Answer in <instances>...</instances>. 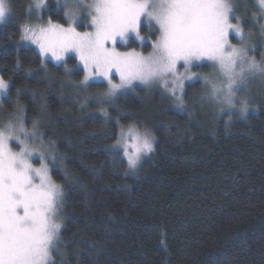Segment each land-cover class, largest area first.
Instances as JSON below:
<instances>
[{
    "label": "trees",
    "instance_id": "obj_1",
    "mask_svg": "<svg viewBox=\"0 0 264 264\" xmlns=\"http://www.w3.org/2000/svg\"><path fill=\"white\" fill-rule=\"evenodd\" d=\"M240 1L235 15L258 45L249 55L261 61L259 10L254 0L244 7ZM6 2L17 15L0 26V78L8 82L2 107L15 113L18 100L25 126L38 120L44 143L55 141L66 154L63 165L51 164L65 193V243L53 250L52 264H264V90L248 97L246 114L223 110L217 119L205 106L214 101L194 106L209 90L202 80L186 84L182 110L158 86L137 87L111 105L93 103L86 97L107 85L76 91L71 82L84 72L75 55L55 64L23 45L29 0ZM41 19L66 24L65 10L47 0ZM141 33L148 36L143 44L131 39L120 51L150 52L158 30L143 25ZM66 67L75 74L66 77ZM192 72L211 74L212 67L203 63ZM130 124L156 137L137 173L113 149L120 127ZM65 172L78 182L66 181Z\"/></svg>",
    "mask_w": 264,
    "mask_h": 264
},
{
    "label": "snow or ice",
    "instance_id": "obj_2",
    "mask_svg": "<svg viewBox=\"0 0 264 264\" xmlns=\"http://www.w3.org/2000/svg\"><path fill=\"white\" fill-rule=\"evenodd\" d=\"M60 2L67 9L68 27L51 20L46 27L26 24L21 39L37 45L41 56L50 55L57 64L64 61L67 54L74 53L84 72L81 80L71 82L78 92L90 87L92 80L102 78L106 81L107 89L103 93L86 97L93 103L111 105L118 96L125 94L124 89H134L135 82L148 87L159 83L175 97L177 107L182 110L183 94L190 86L186 81L203 80L210 86L207 99L233 109L237 107L238 93L247 88L250 78H264V58L257 61L255 56L249 55L250 50L254 51L250 39L252 33L244 32L242 18L235 15L232 0H153L151 12L142 0H92L87 5L92 30L83 32L78 31L73 22L84 6V0H72V3L58 0V4ZM257 3L259 15L264 17V0H257ZM43 4L44 0H36L35 7L39 9ZM6 13L3 0H0V20ZM145 15L159 26V36L152 43V51L145 56L135 49L118 50V41L124 40L129 32L136 39H146L140 34ZM261 34L264 35V24H261ZM232 36L238 39V44L231 43ZM206 61L212 62L213 69L219 71L223 78L219 83L214 82L210 74L191 71ZM181 67L183 72L179 71ZM69 73L75 74L73 69L66 67V77ZM116 77L119 83L114 82ZM48 84L53 86L54 80L49 79ZM7 88L8 82L0 78V92L6 95ZM239 104L240 114H246L248 98L240 99ZM24 114L25 109L17 100L13 119L0 129V264H39L36 257L41 249L52 257V250L65 243L60 240L64 220L60 210L64 206L65 193L49 174L45 155L53 163L63 165L66 154L56 150L55 141L45 144L42 134L37 135L38 120H33L30 132L25 127ZM155 139L147 129L141 130L130 124L126 129L120 127L113 148L122 147L128 167L135 169L141 154L154 150ZM12 140L18 141L19 151L10 147ZM22 157H26L25 167L22 172H17L12 165ZM37 157L40 165L34 167L30 161ZM64 176L72 184L78 182L67 172ZM38 178L42 187L36 185ZM41 191L47 192L49 199L46 206H40L42 214L38 215L36 196Z\"/></svg>",
    "mask_w": 264,
    "mask_h": 264
},
{
    "label": "rangeland",
    "instance_id": "obj_3",
    "mask_svg": "<svg viewBox=\"0 0 264 264\" xmlns=\"http://www.w3.org/2000/svg\"><path fill=\"white\" fill-rule=\"evenodd\" d=\"M57 2H58V0H56ZM232 2L234 3V9H235V7L237 6V4H238V2H239V0H232ZM240 2H242L243 3V7L245 6V2H246V0H241ZM254 2H255V4H256V7H257V9L259 10L258 11V13L260 12V9H259V5H258V3H257V0H254ZM7 3V2H6ZM35 3H36V0H29V2H28V7H27V12H25V14L26 15H28V18L27 19H25V21L24 22H22V26H21V37H22V28H23V26L24 25H28V26H36V25H39V26H42V27H46L47 25H48V23H49V21L47 20V21H44L43 19H41V14H42V11H43V9H44V7H45V5L47 4V0H44V4L38 9V8H36L35 7ZM69 3H72V0H69ZM89 3H92V0H84V6L81 8V11H80V13H79V15L77 16V18H76V20L73 22V26H75V27H77V30L78 31H81V32H83V31H91L92 30V25H91V16L88 14V12H89V9L87 8V5L89 4ZM59 6H61L64 10H65V12L67 11V9H66V7H65V5H64V3L63 2H60L59 4H58ZM7 6H8V11H7V13H6V15H5V17H4V19H3V22H0V26L1 25H3V24H5L6 22H8V21H10L11 19H13V18H15V16L17 15V12L15 11V8L13 7V6H11V5H9V4H7ZM93 14H94V12H93ZM259 17H260V19H261V24H264V17H261L260 15H258ZM52 23H54V24H60V23H57V22H54V21H51ZM233 22V21H232ZM233 23H235V22H233ZM64 27H68V25H69V19H68V17L66 16V24H62ZM143 25H146L147 27H149V23H144ZM142 25V26H143ZM151 26H154L157 30H158V36H159V26L158 25H156L155 24V22H152L151 23ZM142 28V27H141ZM259 32H260V34H261V26L259 27ZM140 34L142 35V36H144V37H146V39H145V41L147 40V38H148V36H146V35H143L142 33H141V30H140ZM262 35V34H261ZM263 36V38L261 39V41H260V43H259V45L260 46H264V35H262ZM235 39H236V42L235 43H233V42H231V43H233V44H238L239 43V41H238V39L235 37V36H233ZM233 37H230V40L233 38ZM132 39H135V40H137L136 38H135V36H133L132 37ZM251 39V41L253 42V44H254V49L258 46L257 45V43L255 42V38L253 37V38H250ZM138 41V40H137ZM21 43L23 44V45H26V46H31V47H33V48H35L36 50H37V52L40 54V51H39V48H38V46L37 45H34V44H32L31 43V41H25V40H22L21 39ZM118 43H119V41H118ZM128 43V42H127ZM126 43V44H127ZM120 45H125L126 46V44H123V43H119ZM257 45V46H256ZM118 50H120V49H118ZM138 51L139 52H141L142 53V51L141 50H139L138 49ZM152 51V50H151ZM150 51V52H151ZM150 52H148V53H146V54H144V53H142L143 55H148ZM250 52H253V50H250L249 51V54H250ZM261 52V51H260ZM41 55V54H40ZM71 55H75L74 53H70V54H67L66 56H65V59H64V61H62V62H60V63H58V64H64L65 63V61H66V59L69 57V56H71ZM42 58H43V60L44 61H51V62H53V63H55V64H57V62H55V61H53L52 59H51V56L49 55V56H47V57H43L42 56ZM204 63H208V64H210L211 65V67H212V62H210V61H206V62H204ZM179 71H181V72H183L184 71V69H183V67H181L180 69H179ZM191 71H192V69H191ZM210 76H211V78L214 80V82H217V83H219L223 78L221 77V75H220V73H219V71L218 70H214L213 69V67H212V73L210 74ZM203 81V80H202ZM96 82H103V83H105L106 85H107V82L106 81H104L102 78L101 79H98V80H92L90 83L91 84H93V83H96ZM114 82H116V83H119V78L118 77H116L115 78V80H114ZM191 83V82H195V81H186V84L187 83ZM160 87V88H162L167 94H169L159 83H157V84H155V85H153V86H151V87ZM171 85H170V83H169V87H170ZM137 87H141V88H151V87H148V86H145V85H143V84H141V83H139V82H135L134 83V89H124L123 91H124V93H128V92H132V91H134ZM208 88H209V90H210V86H208ZM209 90H207L206 89V91H207V93L206 94H203V95H201L200 97H199V95L196 97V99H194L195 100V103H194V106L195 107H197L198 109L200 108V102L203 100V99H205L206 98V100H207V97H208V94H209ZM263 90H264V78H262V77H260V76H256V77H253V78H250V80H249V83H248V86H247V88H245V89H243L242 91H240L241 92V94H239L238 93V98L237 99H235V103H236V105H237V107L236 108H233V109H229V108H227V106L225 105V104H223V103H217V102H215V103H213V107H211V106H209V104L208 105H205V106H208V112L210 113V115H212L213 117H215V119H217V116H218V111H219V115L221 114V112L223 111V110H225V111H233V110H235L236 112V114H239V115H241L240 114V111H239V108H240V104H239V100L240 99H244V98H248L249 96H251V95H253V96H256V95H258V94H260L261 92L263 93ZM7 91V90H6ZM5 95V93H3V92H0V129H3L4 127H5V125L10 121V120H12L13 119V116H12V114L14 113H8V112H6L5 110H4V108L2 107V98H3V96ZM172 98H174V102L176 103V100H175V97L174 96H172L171 94H169ZM206 104H207V102H205ZM206 108V107H205ZM223 109V110H222ZM26 127V126H25ZM128 126H126V127H124L125 129L127 128ZM137 127V126H136ZM27 128V127H26ZM138 128V127H137ZM28 129V128H27ZM31 130L32 129H29V131L31 132ZM37 135L39 136V134H38V132H37ZM119 135H120V133H119ZM21 138H23V134L21 133ZM118 138H119V136H118ZM30 144L32 143V140H31V137L29 136V141H28ZM36 143L38 144L39 143V141H36ZM154 144V143H153ZM10 147L12 148V150L13 151H19L20 150V145H19V143H18V141H15V140H12V141H10ZM114 150H116V149H119L122 153H123V149H122V147H116V148H113ZM149 154V153H148ZM148 154H141V159H140V161L138 162V164H137V167L135 168V169H130L129 167V170L132 172H135V173H137V171H138V169H139V167L141 166V163H142V161L145 159V157L146 156H148ZM125 159H126V157H124ZM126 161H127V159H126ZM30 162H32L33 163V166L34 167H39V165H40V160H39V158L37 157L36 159H33V160H31ZM45 163H47L48 165H49V169H50V172H49V174L51 175V164H52V160H51V158L46 154L45 155ZM37 182H38V180H37ZM63 200H64V197H63ZM62 214H63V208L60 210V215L62 216ZM63 222V221H62ZM54 250V249H53ZM53 250H52V252H53ZM52 254V253H51ZM50 264H52V261L50 262Z\"/></svg>",
    "mask_w": 264,
    "mask_h": 264
},
{
    "label": "clouds",
    "instance_id": "obj_4",
    "mask_svg": "<svg viewBox=\"0 0 264 264\" xmlns=\"http://www.w3.org/2000/svg\"><path fill=\"white\" fill-rule=\"evenodd\" d=\"M143 3H147L148 4V11L151 12L153 9H152V2L153 0H142ZM3 6H4V9L5 11H8V6H7V3H6V0H3ZM95 14V13H94ZM143 20H144V23H149L151 24L152 22H155L150 16L148 15H145L143 17ZM0 22H3V20H0ZM135 36L133 33L129 32L126 36V38L124 40H120L119 43H123V44H126L128 42V40L132 39V37ZM141 44H143L145 42V40L143 39H137ZM23 134V133H22ZM26 159V157H22V159L20 161H17L15 163V165H12L15 170L17 172H22L24 167H25V164H24V160ZM38 180V182H37ZM36 180V185L37 187H42V181L38 178ZM36 199H37V214L38 215H41L42 212H41V205H44L46 206L47 205V202H48V199H49V196H48V193L45 192V191H41L39 193H37V196H36ZM36 259L39 261V264H50V262L52 261V257H48L44 252H43V249H41L36 257Z\"/></svg>",
    "mask_w": 264,
    "mask_h": 264
}]
</instances>
